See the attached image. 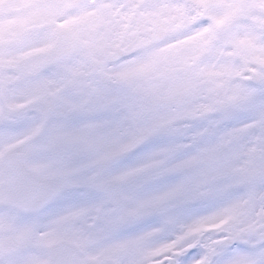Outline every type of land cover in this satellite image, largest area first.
I'll return each mask as SVG.
<instances>
[{"label": "snow or ice", "instance_id": "snow-or-ice-1", "mask_svg": "<svg viewBox=\"0 0 264 264\" xmlns=\"http://www.w3.org/2000/svg\"><path fill=\"white\" fill-rule=\"evenodd\" d=\"M36 9L50 22L63 16L60 27H72L63 32L53 28L47 51L22 67L38 78L32 103L44 106L42 121L53 112L69 121L83 119L62 124L52 138L59 155L40 167H55L58 175L54 179L26 170L17 155L0 160V202L39 212L65 198L69 190H78L79 199L65 203L52 220V234L56 226H67L116 235L152 220L150 229L120 237L107 250L111 264H135L133 257L146 238L191 212L187 207L177 212V207L209 198L217 206L202 220L218 219L217 236L164 253L167 258L162 264H219L214 257L236 242L243 247H237L226 264H264V194L260 190L264 184V134L247 136L249 129H264V38L242 34L237 25L239 17L264 11V0H41ZM185 29L197 42L189 54L176 52L183 42L172 43L156 49L148 59L126 60L132 67L125 70L113 73L106 69L110 56L124 59L131 36L150 32L153 40L161 41L170 32ZM3 47L0 42V49ZM162 57L169 64L167 71L159 67ZM89 72L103 82L90 81ZM177 74L190 77L182 81L185 87L191 80L207 84L214 97L221 92L228 100L233 98L230 92L255 97L258 103L251 109L255 118L230 124L234 112L224 99L218 100L215 109L205 106L201 114H192V119L203 124L185 131V139L145 152L136 164L108 175L112 163L147 144L154 135L176 131L161 120L150 119L137 98L150 96L159 86L157 81ZM114 80L126 87L110 88L108 84ZM4 91L5 82L0 80V92ZM41 127L32 128L29 135H37ZM98 149L103 150L100 159L78 164L82 153ZM176 175L181 176L178 182L159 187L160 181ZM205 186L206 191L202 190ZM241 186L247 188L245 197L227 196ZM16 227L17 220L11 216L0 218V231ZM33 231L34 226H24L25 234ZM14 244L11 238L0 241V256L7 264H15L9 255ZM157 251L160 249L145 253V258ZM56 255L55 264H76L62 251Z\"/></svg>", "mask_w": 264, "mask_h": 264}, {"label": "clouds", "instance_id": "clouds-1", "mask_svg": "<svg viewBox=\"0 0 264 264\" xmlns=\"http://www.w3.org/2000/svg\"><path fill=\"white\" fill-rule=\"evenodd\" d=\"M40 2L41 0H0V42L4 44V47L0 49V80L6 85V91L0 92V160H6L10 155H17L21 158V163L26 170L35 171L47 179H54L58 175L55 167H40L41 164L52 161L59 155V146L53 143L52 138L62 124L79 123L83 118L73 117L69 121L62 113L53 112L49 114L46 121H42L41 112L44 106L32 103V89L38 78L32 73L23 71L22 67L34 62L39 58V54L47 51L48 36L53 28L63 32L72 27H60L64 20L63 16L50 22L46 17L39 15L36 5ZM48 2L54 3L56 0H48ZM262 21H264V11L256 10L239 17L237 25L242 34L251 33L264 38ZM129 41L130 43L125 45L127 51L124 59L110 56L106 60V69L116 73L130 68L132 66L127 65L126 60L148 59L152 57L156 49L166 47L168 44L183 42V48L176 49L177 53L182 52L183 54H189L197 45V42L191 39L189 29L170 32L161 41L153 40L150 32L133 35ZM79 59L75 58V62L78 63ZM159 67L161 71H167L169 67L163 57L160 58ZM88 79L103 82L100 76L90 72ZM189 79L190 77L185 74H177L157 81L159 86L150 96H138V102L146 106L150 119L161 120L176 129L171 134L154 135L150 141L160 138L162 142L152 150L169 142H179L185 139L183 136L185 131H191L203 124L200 120L192 119V114H201L205 106L215 109L219 106L217 101L221 99H224L225 106L234 112V118L229 122L230 124H242L246 120L255 118V113L251 110L252 106L258 103L255 97L243 94L234 95L231 92L228 93L229 96H233L231 100L224 97L222 92L214 97L207 91L208 85L203 82L191 80L190 84L185 87L182 81ZM108 86L114 90L126 87L115 80ZM127 90L134 92L133 89ZM13 104L18 107L10 108L9 105ZM41 124L40 133L35 136L29 135L32 128ZM257 133L264 134V129H249L247 136L250 139ZM102 155V149L82 153L78 164L86 165L93 159H100ZM119 161L111 164L107 170L108 175L115 174L126 167L118 166ZM180 179V175L165 178L159 182V187L170 186ZM202 190L206 191L207 187L205 186ZM260 190L264 194V184L260 185ZM72 191L78 190H69V193ZM69 193H65L64 196ZM246 194L247 188L241 186L228 193L227 196L243 198ZM63 199L62 196L53 204ZM197 203L202 206L199 212L181 215L175 225H170L163 231L153 233L146 238L141 250L133 257L135 264H162V259L167 258L164 253L174 251L178 247L182 250L200 241L214 239L217 236L215 226L218 224V219L202 220V218L211 215L217 206V201L202 198L192 204L177 207L175 211L180 212L182 207L191 208ZM61 208L59 206L48 207L39 212H28L23 208L7 207L0 202V218L11 216L17 220V227L13 231H0V241L11 238L15 242L9 253L15 260V264H32V261L36 264H55L58 250L73 259L76 264H111L112 258L107 255V250L113 243L120 237L141 230L128 231L129 227H127L120 233L111 235L98 231H76L67 226H56V231L52 234L51 222ZM25 225L34 226V231L25 234ZM157 249L160 251L155 252L154 256L145 258V253ZM236 250L237 247L231 245L223 251L222 255L214 257V262L226 264ZM0 264H7L5 257L0 256ZM125 264H127L126 261Z\"/></svg>", "mask_w": 264, "mask_h": 264}, {"label": "flooded vegetation", "instance_id": "flooded-vegetation-1", "mask_svg": "<svg viewBox=\"0 0 264 264\" xmlns=\"http://www.w3.org/2000/svg\"><path fill=\"white\" fill-rule=\"evenodd\" d=\"M162 142V140L160 138H156L150 142H148L147 144L141 145L139 146L136 150H134L132 153L128 154L127 156H125L123 159H121L118 162V166L124 167V166H128L131 164H134L138 161L139 157L148 151H151L155 146H157L158 144H160ZM77 199H79L78 196V191L77 192H73V193H69L65 196V198L62 201L57 202L56 204H52L49 207H62L65 203H70V202H74ZM136 225H134L133 227H129L128 231H134L136 230V228H134ZM137 227V226H136Z\"/></svg>", "mask_w": 264, "mask_h": 264}, {"label": "rangeland", "instance_id": "rangeland-1", "mask_svg": "<svg viewBox=\"0 0 264 264\" xmlns=\"http://www.w3.org/2000/svg\"><path fill=\"white\" fill-rule=\"evenodd\" d=\"M201 208H202V206L199 204V203H197V204H194L190 209H191V212H190V214H193V213H197V212H199L200 210H201ZM147 222H150V223H154V221H147ZM143 224V223H142ZM142 224H140V225H142ZM146 225V224H145ZM148 226H151V224H148L146 227H148ZM145 227V228H146ZM235 247H243V245H241V244H237ZM195 252V250L193 251V253ZM193 253H190L189 255H193Z\"/></svg>", "mask_w": 264, "mask_h": 264}, {"label": "water", "instance_id": "water-1", "mask_svg": "<svg viewBox=\"0 0 264 264\" xmlns=\"http://www.w3.org/2000/svg\"><path fill=\"white\" fill-rule=\"evenodd\" d=\"M237 243V242H236ZM236 243H234L233 245H235Z\"/></svg>", "mask_w": 264, "mask_h": 264}]
</instances>
